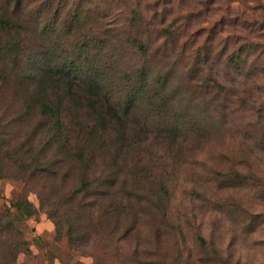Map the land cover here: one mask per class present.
I'll use <instances>...</instances> for the list:
<instances>
[{
  "label": "rangeland",
  "instance_id": "374dc122",
  "mask_svg": "<svg viewBox=\"0 0 264 264\" xmlns=\"http://www.w3.org/2000/svg\"><path fill=\"white\" fill-rule=\"evenodd\" d=\"M0 18V264H264V0H0ZM66 82V127L103 135L99 158L31 180L19 150H47L43 95Z\"/></svg>",
  "mask_w": 264,
  "mask_h": 264
},
{
  "label": "trees",
  "instance_id": "16d2710c",
  "mask_svg": "<svg viewBox=\"0 0 264 264\" xmlns=\"http://www.w3.org/2000/svg\"><path fill=\"white\" fill-rule=\"evenodd\" d=\"M0 28L3 31H10L12 30L11 27V19H1L0 18ZM228 61L230 63H236L237 59L235 56L228 57ZM78 86H71L69 83L66 84H56V88L52 89L51 93L45 91L43 98L45 99L42 108H41V116L45 118L51 126L49 127L48 131L45 133L47 136V141L45 143V148L47 150L42 152H35L33 148V144L31 142L33 137H36L33 133L30 138V146L29 148L26 145L21 147L20 154L23 153L27 157L20 168L29 175L31 180L33 178H41L43 175L49 176L54 182L57 181L58 176H62V178L67 179L69 174L72 173L74 167L85 165L87 162H92L93 165L96 162V158H99L100 155L99 149L94 147L93 143L96 141L101 140L103 135L100 137L97 136V131H90L82 132L76 131L72 128V124L66 127V120L67 117L64 115V104L62 100L57 97L55 98V90L60 89L68 99L69 104L75 105V101H81L82 99H78V94L75 92V89ZM75 88V89H74ZM93 95L91 99L87 97V99L92 103V106H98L96 111L89 107L90 110L96 113L98 120H105L108 116V113L111 114L110 118L113 124H118L120 121V116L118 110L114 107L111 100L106 98L105 96H101L100 91H92ZM42 94V91L37 90L35 99H33V103H35L36 98H39V95ZM38 95V96H37ZM37 96V97H36ZM120 121V124H122ZM19 124V123H18ZM105 132V131H104ZM104 134V133H103ZM109 134V133H108ZM4 143V144H3ZM2 149L3 152L5 151V158L7 160H12L13 150L9 145V142L2 141ZM22 154V155H23ZM4 161V159H3ZM68 168L69 173L65 174L64 170ZM37 182V180H35ZM55 184V183H54ZM90 181H84L83 187L79 191H77V195L82 192L88 191ZM46 189V188H45ZM42 189V193L40 192L39 197L47 207H51L52 197L49 191H45ZM44 192V193H43ZM53 195H56L53 194ZM49 202L50 205H49ZM28 204V203H27ZM29 207V206H28ZM13 208L16 209L18 212H29V215L33 216V211L25 209L24 201L18 200L16 203H13ZM27 208V205H26ZM78 222H82L81 219L77 220Z\"/></svg>",
  "mask_w": 264,
  "mask_h": 264
}]
</instances>
